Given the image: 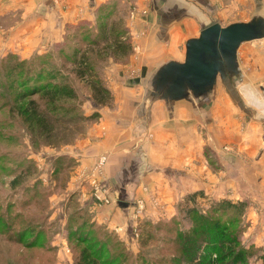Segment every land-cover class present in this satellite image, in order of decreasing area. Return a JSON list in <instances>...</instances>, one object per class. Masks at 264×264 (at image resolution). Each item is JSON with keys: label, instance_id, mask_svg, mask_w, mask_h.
<instances>
[{"label": "rangeland", "instance_id": "1", "mask_svg": "<svg viewBox=\"0 0 264 264\" xmlns=\"http://www.w3.org/2000/svg\"><path fill=\"white\" fill-rule=\"evenodd\" d=\"M189 2L206 10L210 23L218 22L227 26L235 22H245L253 24L257 31L262 30L261 32L264 33V0H189ZM149 5L147 0H141V4H137L134 0H107L95 8L93 19L80 18L77 23L68 24L67 27L70 28L66 29L63 40L59 44L47 48H28L30 55L26 57L27 59H38L39 64H42L40 66L44 67L49 77L57 81L68 82L75 88L78 98L70 102L77 107L76 113L80 112L86 116L96 113L98 115L90 119L75 117L74 121H68V123L59 122L58 133L49 140L48 144L44 138L34 135L27 124H23L16 115L11 114L10 116L6 111L0 112V121L3 122L0 126L1 210L6 205V197L14 190L11 182L16 176H19V185L24 184L27 187H32L39 182V179L42 183L44 182L41 186L51 191L48 194L51 196L48 200L46 198V209L50 212L47 221L53 227L55 226L51 240V246L54 247L53 252L41 253L38 249L29 251L24 247H11L5 243L0 246V264H57L58 260H61L62 264L65 262L76 264V254L81 244L78 243L75 248L77 241L73 238L68 239L66 234L64 248L54 245L57 231L62 227L60 222L64 218L59 211L56 214L54 212L58 203L54 195H58L64 189L62 185L66 179H70V172L73 170L71 167H75L78 162L69 156L61 159V168L69 165L67 169L70 170H63L64 173L60 175V179L55 176L58 182L55 186L53 176L58 172L57 163L60 161V155L57 154L66 150L67 146L81 144V140L85 138L92 124L101 117L98 108L112 107L115 101L110 91L111 98L108 103L96 105L90 76L87 74L84 79L78 78L76 71L82 66L80 63L74 64L73 61L74 58L79 59L82 53H86L95 75L108 87L109 68L115 64H127L140 38L149 33V27L146 24L148 22L145 19H143L145 23L141 21L142 29L139 27L133 31V27L138 24L135 23L140 20L138 19L139 14L143 13L141 16L143 18L147 10L145 8ZM3 29V25L0 24V82L11 83L12 78H7L1 70L3 60L10 54L18 55L21 59L25 57L17 52L19 49L17 39H15L16 45L14 41H11L14 40L13 36H16L15 31L7 32ZM119 30H122L120 40H125V44L130 42L132 46L131 53L126 56L121 50L115 53L112 47L113 38ZM7 34L10 35V39ZM91 40L95 42V46L88 44ZM59 45L64 47L60 48ZM65 52L69 54L70 60H66ZM238 57L241 62L239 76H236L238 78L230 83L229 78L222 79L219 76L216 95L215 93L212 95L216 97L220 95L222 108L227 104V111H222V115L225 114L223 119L227 120L228 125L232 122L230 116L237 119L238 141L223 143L221 150L217 152L210 141L208 130L202 132L199 128L190 138V158L188 160L185 159L182 162L175 160V163L179 162L175 166L162 165L156 168L162 171L161 176L163 175L162 177L168 182L167 190H151L153 188L149 183L141 185L142 195L133 199L131 213L133 214L136 208L134 203L137 199H144L145 208L141 216L133 217L134 223L129 225L125 235L118 234L124 244L123 249H121V244H117V239L108 240L110 245L108 252L113 259L117 260V264L122 263L123 257H128L123 264L136 263L135 259L143 248L152 252L146 254L147 257L156 256L157 250L159 251L164 246L166 237H172L180 229L185 231L191 229L195 212L208 216L213 223H218V230L216 228L213 230L215 233L222 232L227 226L229 230L227 236H237V247L242 245L248 247L255 244L256 248H264L261 245L264 243L262 242L264 240L262 239L264 238V106L248 101L245 93L247 89H251L259 93L264 100V76L258 79L251 78L252 74H250L254 72L253 70H256V74H261L264 70V39L243 42L239 48ZM1 89L0 93H6L7 89ZM209 98L206 102L204 99L191 98V102L186 101L184 104L195 109L206 103L205 112L202 108L200 111L205 119L213 121L211 107L215 99L209 100ZM11 99L8 96L6 101L11 102ZM230 107L234 109V115L233 112L230 113ZM195 111L198 115V111L196 109ZM233 151L235 153L233 159L224 157L225 154ZM17 164V169H14L13 167ZM94 167L95 165L91 170L90 182L87 180L91 186L93 201L97 204H109L113 201L108 193L109 203L98 200L94 194L95 188L92 182ZM78 176L80 181L81 178L83 180L86 177V174L81 173ZM103 178L104 171L99 180L102 186L108 188ZM61 206L59 205V208ZM60 212L63 213V210ZM170 225H173V228L170 229ZM148 231L153 234L151 242L141 247V240L145 239ZM83 232L82 237H87L85 229ZM2 236L0 234V244ZM158 237L160 240L157 241ZM59 247L60 251L65 254L64 257L63 254L58 257ZM162 259L164 264H174L170 255L162 256ZM199 262L197 260L195 264ZM227 262L220 264H228Z\"/></svg>", "mask_w": 264, "mask_h": 264}, {"label": "crops", "instance_id": "2", "mask_svg": "<svg viewBox=\"0 0 264 264\" xmlns=\"http://www.w3.org/2000/svg\"><path fill=\"white\" fill-rule=\"evenodd\" d=\"M106 1L0 0V24L4 31H15L16 36L11 41L15 43L17 39V52L26 58L30 55V47L47 48L59 44L66 29L70 28L67 27L68 24L77 23L80 18L93 19L95 8ZM134 1L141 4V0ZM147 1L150 8L144 7L147 9L145 16L142 18L143 13L139 14L140 20L135 23H138V27H133V31L139 27L142 29L141 21H147L149 33L140 38L127 64H115L107 74L110 80L108 87L115 101L113 106L98 108L101 117L92 124L81 144L67 146L66 150L57 154L60 155V161L57 163L58 172L56 170L57 173L53 176L55 186L58 183L55 176L60 179L63 170L69 169V165L61 168V159L69 156L78 162L75 167H71L73 170L70 172V179H66L62 185L64 189L54 195V199L58 201L54 212L56 214L59 211L64 216L60 222L62 227L57 231L54 241V245L62 246L61 248L66 244L71 203H77L78 210L88 213L91 222L117 237L118 234L125 235L129 225L134 223L131 204L135 197L142 195L141 185L149 183L153 188L151 190H167L168 182L161 176L162 171L156 168L162 165L175 166L179 163H175V160H188L190 138L197 129H202V132L208 130L210 141L217 152L227 141H238L237 119L230 116L232 122L228 125L227 120L223 119L225 114L222 115V111H227V104L222 108L220 95H212L217 89L219 76L222 79L229 78L230 83L238 78L236 76H239L241 67L239 48L243 42L234 56L219 57L221 70L214 82L202 90H195L187 83H179L165 68L173 62H185L187 42L198 37L201 30L213 22L208 21L206 10L189 0ZM7 36L10 39V35ZM261 39H264V33L253 40ZM253 71L250 73L251 78L259 79L264 76V70L261 74ZM247 90L245 93L248 98L251 93L260 95L251 89ZM191 98L204 99L205 102L207 98L215 99L211 107L213 121L205 119L200 111L202 108L205 112L206 103L195 108L198 115L190 105L184 104L186 101L191 102ZM248 101L252 102L251 98ZM230 113L235 114L231 107ZM101 154L108 155L103 179L113 201L109 204H97L93 201L89 183L91 170ZM234 154L233 151L223 156L233 159ZM81 173H85L86 177L79 181L78 175ZM38 181L41 185L44 183L39 179ZM50 196H47V200ZM120 202H127L128 205L123 206ZM59 205H62L61 208ZM45 210L49 216L50 212ZM62 210L63 213L60 212ZM261 245L264 246V243ZM58 252V257L62 256L60 247ZM57 264H62L61 260Z\"/></svg>", "mask_w": 264, "mask_h": 264}, {"label": "trees", "instance_id": "3", "mask_svg": "<svg viewBox=\"0 0 264 264\" xmlns=\"http://www.w3.org/2000/svg\"><path fill=\"white\" fill-rule=\"evenodd\" d=\"M121 33L122 30L116 33L112 47L115 53L121 50L126 56L131 53L132 46L130 42L125 44V40H120ZM88 44L95 46L92 40ZM81 55L79 59L74 58L73 61L74 64L80 63L82 66L77 69L76 76L84 79L88 74L96 105L107 104L111 98L110 90L95 75L86 53ZM115 55L118 58V55ZM65 57L66 60L71 59L66 52ZM40 65L42 66L36 58L21 59L15 54H10L3 60L1 70L7 78H12V81L0 82V89H7L6 93H0V101H2L0 112L6 111L7 115H16L23 124H27L34 135H39L49 144V140L58 133L59 122L68 123L74 121L75 117L90 119L98 114L86 116L80 112L76 113L77 107L70 102L78 98L75 88L68 82L52 79ZM8 96L12 98L11 102L6 101ZM2 124L3 122L0 121V126ZM17 167L18 164L13 168L17 169ZM11 187L14 190L6 197V205L2 210L0 206V234L3 235L0 246L6 243L11 247H24L29 251L38 249L41 253L53 252L51 240L55 230L47 221L48 215L45 210L46 198L50 190L42 187L39 182L32 187L24 184L20 186L19 176L12 180ZM77 206L74 202L70 204L67 224V238L77 241L75 248L78 243L82 245L76 254V264H117V260L108 252L110 250L108 240L117 239V244H121V247L124 246L122 240L102 226L91 222L89 214L78 210ZM195 213L191 229L186 231L180 229L172 237H166L164 246L157 250L156 256L147 257L152 252L141 248L142 252L133 264H164L162 256L168 255L174 264H195L197 260L200 261L197 264H220L224 261H228V264H264V248H256L254 245L237 247V236L228 237L227 226L222 232L215 233L213 230L219 228L218 223H213L208 216ZM171 228L173 225H170ZM84 229L85 234H88L85 238L82 237ZM168 232L172 231L168 230ZM152 235L151 231L146 233L145 239L141 240V247L151 242ZM94 236L98 238H93ZM112 251L116 252L114 249ZM127 259L128 257H123L122 260L125 262ZM259 261L261 262L258 263Z\"/></svg>", "mask_w": 264, "mask_h": 264}, {"label": "water", "instance_id": "4", "mask_svg": "<svg viewBox=\"0 0 264 264\" xmlns=\"http://www.w3.org/2000/svg\"><path fill=\"white\" fill-rule=\"evenodd\" d=\"M260 30V29H259ZM262 31V30H261ZM253 24L235 22L223 26L218 22L204 27L200 35L187 42L186 60L171 63L166 72L171 73L179 83H187L195 90H202L212 84L221 70V55L234 56L242 42L261 35ZM127 206V202H120Z\"/></svg>", "mask_w": 264, "mask_h": 264}, {"label": "built area", "instance_id": "5", "mask_svg": "<svg viewBox=\"0 0 264 264\" xmlns=\"http://www.w3.org/2000/svg\"><path fill=\"white\" fill-rule=\"evenodd\" d=\"M107 161V155L102 154L99 156V158L96 161L95 167L93 169V175L94 178L92 180L94 188H95V196L98 198L100 201H105L106 203H109L110 200L108 198L107 192L108 188L106 186H102L99 178L100 176L103 175L104 171V166ZM135 205V210L132 214L133 217H139L141 216L143 209L145 208L144 204V199H137L136 202L134 203Z\"/></svg>", "mask_w": 264, "mask_h": 264}, {"label": "bare ground", "instance_id": "6", "mask_svg": "<svg viewBox=\"0 0 264 264\" xmlns=\"http://www.w3.org/2000/svg\"><path fill=\"white\" fill-rule=\"evenodd\" d=\"M248 91V90H246ZM248 95V94H247ZM251 98V101L254 103V104H257V105H260V106H264V100L262 99V97L256 93H251V96L249 97ZM248 98V99H249ZM77 189V188H76Z\"/></svg>", "mask_w": 264, "mask_h": 264}]
</instances>
